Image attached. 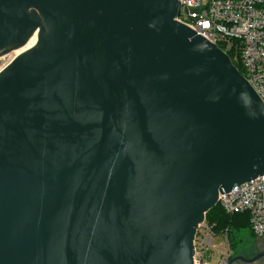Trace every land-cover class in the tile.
Returning a JSON list of instances; mask_svg holds the SVG:
<instances>
[{
    "label": "water",
    "instance_id": "95a60500",
    "mask_svg": "<svg viewBox=\"0 0 264 264\" xmlns=\"http://www.w3.org/2000/svg\"><path fill=\"white\" fill-rule=\"evenodd\" d=\"M179 0H0V264H193L264 175V104ZM235 256L228 264H252Z\"/></svg>",
    "mask_w": 264,
    "mask_h": 264
},
{
    "label": "built area",
    "instance_id": "2783aa9c",
    "mask_svg": "<svg viewBox=\"0 0 264 264\" xmlns=\"http://www.w3.org/2000/svg\"><path fill=\"white\" fill-rule=\"evenodd\" d=\"M179 2L174 20L217 46L232 63L238 62L244 72L242 76L264 104V0ZM217 205L229 216L247 214L252 235L264 239V175L219 194ZM215 237L204 220L196 231L193 264H215L205 261L204 254L205 246L216 249L211 241ZM224 239L227 240L226 232ZM230 258L227 254L216 264H228ZM252 264H264V258Z\"/></svg>",
    "mask_w": 264,
    "mask_h": 264
},
{
    "label": "rangeland",
    "instance_id": "374dc122",
    "mask_svg": "<svg viewBox=\"0 0 264 264\" xmlns=\"http://www.w3.org/2000/svg\"><path fill=\"white\" fill-rule=\"evenodd\" d=\"M15 52L16 50L0 56V70L15 58ZM234 63L238 62L234 61ZM242 74L244 75V72ZM245 229L246 228H240L238 231L233 230L230 238L227 236V240L224 239V233H222V231H213L216 237L211 239V241L216 246V249H213L210 246H205V261L216 264L219 263L222 257H227V254H229L231 258L235 256L251 257L258 251L260 252L264 250L261 249L260 244L252 233L250 234L249 229ZM237 264L240 263L238 262Z\"/></svg>",
    "mask_w": 264,
    "mask_h": 264
},
{
    "label": "trees",
    "instance_id": "16d2710c",
    "mask_svg": "<svg viewBox=\"0 0 264 264\" xmlns=\"http://www.w3.org/2000/svg\"><path fill=\"white\" fill-rule=\"evenodd\" d=\"M233 65L242 73L241 66L239 63H234ZM205 222L212 228V231H222L226 232L228 238H230L231 233L238 231L240 228H246L245 230L250 231L249 228V216L247 214H237V215H226L219 205L209 210L205 214ZM251 234V231H250Z\"/></svg>",
    "mask_w": 264,
    "mask_h": 264
},
{
    "label": "bare ground",
    "instance_id": "6f19581e",
    "mask_svg": "<svg viewBox=\"0 0 264 264\" xmlns=\"http://www.w3.org/2000/svg\"><path fill=\"white\" fill-rule=\"evenodd\" d=\"M37 32H35L27 41V43L22 46L21 48L17 49L15 52V55L17 56L21 51L25 50L26 48H28L31 44H32V37L36 34ZM15 56V57H16Z\"/></svg>",
    "mask_w": 264,
    "mask_h": 264
},
{
    "label": "flooded vegetation",
    "instance_id": "af4514ba",
    "mask_svg": "<svg viewBox=\"0 0 264 264\" xmlns=\"http://www.w3.org/2000/svg\"><path fill=\"white\" fill-rule=\"evenodd\" d=\"M257 242L260 244L261 249H264V239H257Z\"/></svg>",
    "mask_w": 264,
    "mask_h": 264
}]
</instances>
